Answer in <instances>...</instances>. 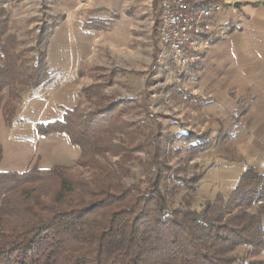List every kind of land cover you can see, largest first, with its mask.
<instances>
[{
  "label": "rangeland",
  "instance_id": "1",
  "mask_svg": "<svg viewBox=\"0 0 264 264\" xmlns=\"http://www.w3.org/2000/svg\"><path fill=\"white\" fill-rule=\"evenodd\" d=\"M154 1L0 0L9 15L4 38L12 42L21 62L43 61L48 74L45 87L35 94L28 93L34 88L31 85H18L16 115L21 104L20 118L28 122L17 123L15 129L7 127L4 141L8 147L9 138L29 136L32 139L26 142L35 145L28 150L33 161L29 168H52L65 161L60 148L37 130L30 131L34 127L29 121L57 117L62 107L65 110L74 101L72 109L85 118L124 100L127 105L120 119L136 126L127 129L130 135L118 134L115 142L133 148V139L156 138L163 163L156 187L171 209L201 210L208 201L228 197L247 169L264 170V74L254 71L248 93L229 90L221 99L211 90L213 86L203 85L204 77L196 75L203 60L186 68L160 65L159 4ZM254 107L257 113L251 116ZM0 117L5 120L2 111ZM137 148L121 169L123 181L139 184L150 193L155 188L153 177L144 171L150 153ZM107 158L117 165L120 160V156ZM70 168L86 178L93 173L78 164ZM247 251L249 247L243 246L233 254ZM248 256L264 261V249Z\"/></svg>",
  "mask_w": 264,
  "mask_h": 264
},
{
  "label": "trees",
  "instance_id": "2",
  "mask_svg": "<svg viewBox=\"0 0 264 264\" xmlns=\"http://www.w3.org/2000/svg\"><path fill=\"white\" fill-rule=\"evenodd\" d=\"M8 21L0 7V111L10 125L18 85L38 87L48 74L43 61H20L4 38ZM126 105L118 100L85 118L66 109L62 119L37 126L42 135L68 134L81 149L77 164L91 168V177L64 165L0 170V264H264L248 256L264 249V170L247 169L228 197L201 210L171 209L156 187L163 170L156 138L133 139V148L115 142L136 126L120 119ZM137 147L150 153L144 166L153 177L150 193L123 181L121 169ZM109 155L120 156L118 165ZM243 246L246 255L233 254Z\"/></svg>",
  "mask_w": 264,
  "mask_h": 264
},
{
  "label": "crops",
  "instance_id": "3",
  "mask_svg": "<svg viewBox=\"0 0 264 264\" xmlns=\"http://www.w3.org/2000/svg\"><path fill=\"white\" fill-rule=\"evenodd\" d=\"M197 2L216 1L226 5H233L237 9V13H228L223 16L221 21L229 26L230 33L227 38L218 40L209 49L203 61V67L197 70L201 77H204V86H213L211 90L216 95H221L224 99L229 94V90H236L238 94L248 93L249 88L253 87L255 70L264 74V0H192ZM46 84H41L29 90L28 93L35 94L37 90L45 87ZM217 87H214V86ZM21 93V101H22ZM218 97V96H217ZM220 98V97H218ZM76 101L67 109H72ZM20 105L17 110V115L11 125L7 124L4 118L0 117V142L3 146V158L0 162L1 171H24L33 163L31 161L30 150L35 148L32 143H27L29 136L18 138L16 136L9 138L11 145L7 147L4 141V133L6 128H17L18 124L28 122L20 118ZM66 110V109H65ZM64 107L59 111L57 117L51 119H39L29 121L32 128L30 131L37 130L38 124L62 119L65 113ZM251 112V116L257 113V107ZM259 111V108H258ZM18 123V124H17ZM15 126V127H14ZM39 133V131H38ZM40 137H46L48 141L57 144L56 148L65 161L56 164L72 167L77 165V161L81 154L79 145L73 143L68 134L63 132H53L46 135L39 134ZM6 137V136H5ZM13 140V142H12ZM15 141V142H14ZM25 141V144H23ZM14 144V145H13ZM23 144V145H21ZM16 145H21L16 146ZM19 148L25 149L27 152L21 154ZM63 153V154H62Z\"/></svg>",
  "mask_w": 264,
  "mask_h": 264
},
{
  "label": "built area",
  "instance_id": "4",
  "mask_svg": "<svg viewBox=\"0 0 264 264\" xmlns=\"http://www.w3.org/2000/svg\"><path fill=\"white\" fill-rule=\"evenodd\" d=\"M228 13H237L236 7L216 1L160 0L159 64L186 68L202 61L215 42L229 36V26L221 21Z\"/></svg>",
  "mask_w": 264,
  "mask_h": 264
},
{
  "label": "water",
  "instance_id": "5",
  "mask_svg": "<svg viewBox=\"0 0 264 264\" xmlns=\"http://www.w3.org/2000/svg\"><path fill=\"white\" fill-rule=\"evenodd\" d=\"M263 4H264V2H263Z\"/></svg>",
  "mask_w": 264,
  "mask_h": 264
}]
</instances>
